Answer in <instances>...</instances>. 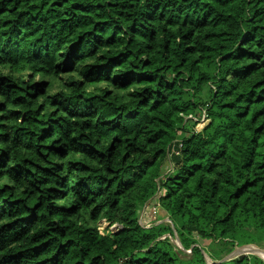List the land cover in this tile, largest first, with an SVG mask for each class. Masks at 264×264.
<instances>
[{
	"label": "trees",
	"instance_id": "trees-1",
	"mask_svg": "<svg viewBox=\"0 0 264 264\" xmlns=\"http://www.w3.org/2000/svg\"><path fill=\"white\" fill-rule=\"evenodd\" d=\"M156 193L170 223L143 227ZM245 244H264V0H0V264H264L220 261Z\"/></svg>",
	"mask_w": 264,
	"mask_h": 264
},
{
	"label": "built area",
	"instance_id": "built-area-1",
	"mask_svg": "<svg viewBox=\"0 0 264 264\" xmlns=\"http://www.w3.org/2000/svg\"><path fill=\"white\" fill-rule=\"evenodd\" d=\"M201 120V127L204 125L206 121V115L203 114L200 117ZM200 127V128H201ZM200 128H196L195 130H199ZM173 151V149H172ZM176 153V152H175ZM159 196L160 193H156L147 203L144 204L142 207V211H140L139 215V223L143 227H150L152 224L159 223V222H167L170 223V220L167 215L160 214V204H159ZM147 212V213H145ZM161 215V218L158 217ZM117 229V226L115 223L109 224L106 220L102 219L98 223V231L101 234H104L106 230L115 231Z\"/></svg>",
	"mask_w": 264,
	"mask_h": 264
},
{
	"label": "rangeland",
	"instance_id": "rangeland-1",
	"mask_svg": "<svg viewBox=\"0 0 264 264\" xmlns=\"http://www.w3.org/2000/svg\"><path fill=\"white\" fill-rule=\"evenodd\" d=\"M2 72L3 73H6V72H8L6 69H2ZM26 72H24V73H18V76H21V77H25L26 76ZM35 79H41V77L40 76H36L35 77ZM43 81H45V82H47V81H49V79L48 78H43L42 79ZM61 82H62V80L61 79H57V80H55V81H52V86L50 87V90L51 91H56L59 87H60V84H61ZM200 116L201 115H195V117H193L194 119H193V121H191L190 122V124L187 126V128L188 129H190V128H193V129H198V128H200L201 126V120H200ZM198 117V118H197ZM187 118H189V116H185V120L187 119ZM197 118V119H196ZM180 133V132H179ZM142 211V210H141ZM145 213H147V212H145ZM158 217H160L161 218V215H159ZM176 238V237H175ZM175 238L173 239L174 240V242H177V239L175 240ZM201 244H203V245H206L207 244V241H205V240H201ZM251 245H253V246H255V247H258V248H260L261 250H263L264 251V244H260V245H257V244H251ZM237 247V246H236ZM235 247V248H236ZM234 248V249H235ZM233 249V250H234ZM228 255V254H227ZM226 256V255H225ZM224 256V257H225ZM263 260V259H262Z\"/></svg>",
	"mask_w": 264,
	"mask_h": 264
},
{
	"label": "water",
	"instance_id": "water-1",
	"mask_svg": "<svg viewBox=\"0 0 264 264\" xmlns=\"http://www.w3.org/2000/svg\"><path fill=\"white\" fill-rule=\"evenodd\" d=\"M176 239H177V237L175 238V240ZM176 243H177V245L180 244L178 242V239H177ZM247 254L256 255V256L260 257L261 259H263V261H264V251L258 247L251 245V244H245V245L237 246L232 252H230L228 255L223 257L220 261H227V260H230V259L235 258V257H239L240 259H242L243 256L247 255Z\"/></svg>",
	"mask_w": 264,
	"mask_h": 264
}]
</instances>
